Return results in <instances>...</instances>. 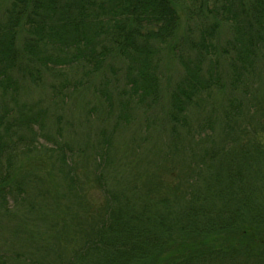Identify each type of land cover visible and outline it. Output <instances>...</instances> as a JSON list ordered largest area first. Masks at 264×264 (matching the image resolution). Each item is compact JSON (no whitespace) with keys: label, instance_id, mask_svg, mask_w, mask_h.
<instances>
[{"label":"trees","instance_id":"16d2710c","mask_svg":"<svg viewBox=\"0 0 264 264\" xmlns=\"http://www.w3.org/2000/svg\"><path fill=\"white\" fill-rule=\"evenodd\" d=\"M263 73L264 0H0V264H264ZM90 91L108 109L80 122L107 128L59 150L50 115ZM153 110L154 170H109L112 138ZM90 151L103 202L85 215L72 161Z\"/></svg>","mask_w":264,"mask_h":264},{"label":"rangeland","instance_id":"374dc122","mask_svg":"<svg viewBox=\"0 0 264 264\" xmlns=\"http://www.w3.org/2000/svg\"><path fill=\"white\" fill-rule=\"evenodd\" d=\"M182 25H181V34L183 35L186 30L184 19H182ZM230 33L223 32L220 42V45H224L226 43V37ZM230 37V35H229ZM228 37V38H229ZM166 65L162 68L165 73L164 81L166 83L167 80L170 81V83H174L177 81L180 75V68L178 65V62L175 60H170L169 65L164 62ZM164 65V64H163ZM261 86L264 88V73L261 76L260 80ZM42 91L39 90H29L27 100L29 102H40L41 107H46L47 104L44 100V97L42 99L40 98L42 96ZM86 95L82 98L78 97L73 99L69 102V105L66 108H58L55 111V115L52 117L50 115L48 120V126L49 129L46 132V134L49 137H54V140L57 142L59 150L65 149L68 151V148H71L73 146L76 147V145L79 144H87L88 142H95V138L97 139V135L99 136L101 130L104 128H107V125H102L101 122L98 121H90L89 123H81L80 121L83 118V115H85V106H89L88 108H91V105H96L97 110L100 111V113L107 112L108 106L104 103L103 106H100L99 99L97 100L95 98V94L90 92H86ZM99 96V94L97 95ZM100 97V96H99ZM115 98V97H114ZM22 100L26 101V95L22 97ZM98 104V105H97ZM157 110L150 111L146 116H142L139 121H136L133 123L132 127H129L126 131L121 132L122 129L119 130L117 135L114 136L113 142L114 147H111V156H116L113 153L114 148H119V154L117 155V159H113V163L111 164L112 171L116 170L118 174L124 177L130 176V174H137V173H143L145 169L154 170L151 168V166H148L151 162H144L145 158V152L147 151V148H145V145L142 144V150L139 147L140 141L146 139L147 137H151V139L167 141L168 137L166 134H159L156 130L151 129L150 127L146 128L145 119H148L149 121H152L156 119L155 115L157 114ZM60 118V119H59ZM61 118L62 121H61ZM69 122L67 125L64 122ZM100 123V124H99ZM153 125V124H150ZM103 127V128H102ZM153 128V126H152ZM108 130L110 131V126H108ZM107 132V130H106ZM159 132V131H158ZM142 139V140H141ZM44 142L43 140H41ZM128 144H134L135 147V153L134 151L130 149L131 151L126 155L123 156L124 152V145ZM91 145V144H90ZM144 145V146H143ZM154 148L156 145H152ZM158 146V145H157ZM137 147V149H136ZM145 149V150H144ZM118 150V149H117ZM133 153L131 154V152ZM144 151V153L142 152ZM155 152V151H154ZM92 155L86 157H75L72 161L73 167L76 170V173L80 179V181L84 184H86L88 189L87 192V201H89L90 204L85 209H77L80 213L85 215H88L89 213L86 212L87 210H94L93 206H99L103 202V198L100 192V187H98V184L94 179H96L95 175H98V167L97 163H94V158H96L95 154L90 151ZM100 154V150H99ZM156 153L154 154V157L152 160H154ZM98 159V158H97ZM149 160V157L147 158V161ZM104 166V164H102ZM49 167H51V161L47 159V157L39 158L36 157V159L29 160V163L26 162L24 165V170L28 169H34L38 170L40 175L44 176L45 171L49 170ZM105 168V166H104ZM100 171H104L103 169ZM102 174V172L100 173ZM137 178V176H135ZM72 212V211H71ZM66 224H70L69 217L67 218ZM6 235V234H3ZM7 237V236H6Z\"/></svg>","mask_w":264,"mask_h":264}]
</instances>
